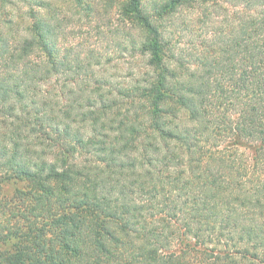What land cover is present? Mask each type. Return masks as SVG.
<instances>
[{
    "label": "trees",
    "instance_id": "trees-1",
    "mask_svg": "<svg viewBox=\"0 0 264 264\" xmlns=\"http://www.w3.org/2000/svg\"><path fill=\"white\" fill-rule=\"evenodd\" d=\"M69 1L92 8L0 14V188L27 184L0 191V264H264V0H125L134 64L99 75L113 57L65 43ZM185 9L207 25L181 53Z\"/></svg>",
    "mask_w": 264,
    "mask_h": 264
},
{
    "label": "rangeland",
    "instance_id": "rangeland-1",
    "mask_svg": "<svg viewBox=\"0 0 264 264\" xmlns=\"http://www.w3.org/2000/svg\"><path fill=\"white\" fill-rule=\"evenodd\" d=\"M14 1L17 3L15 7L12 8L6 4V0H0V14H2V16H12L14 19H17V16L21 13L20 10H23L26 7L25 2L28 0H25L24 2L21 0ZM124 1L125 0H90L92 8L84 12V14L77 13L71 4V1L63 3L61 8V16L64 18L63 37L67 45H71L74 49L81 52H91L94 55H109L110 57H113L108 64H96V75H99L105 70L109 74L129 71L128 67L131 63L132 65L134 64V60L128 57L125 52H119L121 46L118 44H121L123 40V36L119 32V29L121 30L120 27L123 26H121L120 17L118 16V7L120 8ZM140 1L141 6L144 9L152 11V0ZM197 15L198 13L196 10L185 9L182 12V17L177 18L170 28V35L172 37V44L175 51H181V53L187 52L190 48V42L196 44L201 42L200 39H202V35H204L203 31L207 23L205 24L204 21L197 17ZM18 26L20 28V25H16L15 27ZM9 34H11V32ZM26 185L25 181L11 180L9 183L1 187L0 191L9 197L17 191L26 189ZM19 199H14L12 202L19 204ZM32 203L31 199H27L23 202V205L26 207ZM9 205L10 203L8 202L5 205L6 207H4L5 209L0 210L1 224L6 222V220L3 221L4 219H7L6 215L13 211V208L10 207L14 206ZM13 221L15 220L11 219V222ZM37 226H39V223ZM50 233H53V231L51 228H47V237L53 235ZM186 257L189 264L208 263L207 256L200 250H192L187 253Z\"/></svg>",
    "mask_w": 264,
    "mask_h": 264
}]
</instances>
